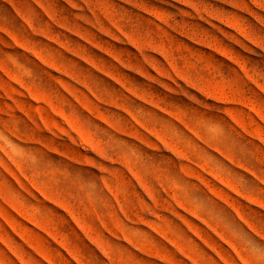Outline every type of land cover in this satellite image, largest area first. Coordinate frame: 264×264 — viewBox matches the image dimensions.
I'll return each instance as SVG.
<instances>
[{"label": "rangeland", "instance_id": "rangeland-1", "mask_svg": "<svg viewBox=\"0 0 264 264\" xmlns=\"http://www.w3.org/2000/svg\"><path fill=\"white\" fill-rule=\"evenodd\" d=\"M0 264H264V0H0Z\"/></svg>", "mask_w": 264, "mask_h": 264}]
</instances>
